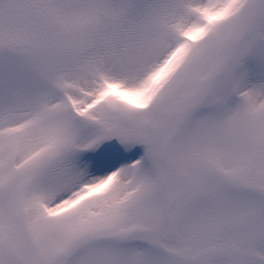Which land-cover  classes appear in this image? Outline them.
Returning <instances> with one entry per match:
<instances>
[{
    "label": "snow or ice",
    "instance_id": "snow-or-ice-1",
    "mask_svg": "<svg viewBox=\"0 0 264 264\" xmlns=\"http://www.w3.org/2000/svg\"><path fill=\"white\" fill-rule=\"evenodd\" d=\"M0 264H264V0H0Z\"/></svg>",
    "mask_w": 264,
    "mask_h": 264
}]
</instances>
